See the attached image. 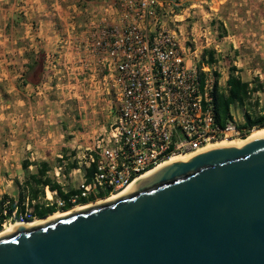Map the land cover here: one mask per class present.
Instances as JSON below:
<instances>
[{
	"label": "water",
	"instance_id": "1",
	"mask_svg": "<svg viewBox=\"0 0 264 264\" xmlns=\"http://www.w3.org/2000/svg\"><path fill=\"white\" fill-rule=\"evenodd\" d=\"M0 264H264V137L136 178L113 198L0 233Z\"/></svg>",
	"mask_w": 264,
	"mask_h": 264
},
{
	"label": "built area",
	"instance_id": "2",
	"mask_svg": "<svg viewBox=\"0 0 264 264\" xmlns=\"http://www.w3.org/2000/svg\"><path fill=\"white\" fill-rule=\"evenodd\" d=\"M118 7L119 26L92 19L82 42L101 66L92 85L103 101L114 96L116 117L103 133L92 136L82 156L77 155L82 180L69 199L73 207L80 198L94 204L122 191L173 156L219 140L243 139L251 132L233 116L223 127L215 123L212 93L218 61L210 63L203 55L205 47L181 41L176 27L159 23L156 13L164 7L177 23L180 1L122 0ZM151 21L155 28L149 32ZM58 59L57 53L46 55L45 69L52 72ZM222 88L226 92V86ZM92 164L87 180L85 171ZM64 167H54L56 181ZM44 204L55 205L58 212L65 202L46 188ZM30 214L26 210L17 222H29Z\"/></svg>",
	"mask_w": 264,
	"mask_h": 264
},
{
	"label": "crops",
	"instance_id": "3",
	"mask_svg": "<svg viewBox=\"0 0 264 264\" xmlns=\"http://www.w3.org/2000/svg\"><path fill=\"white\" fill-rule=\"evenodd\" d=\"M18 1L20 0H0V44L9 43L10 46L15 48L22 47L20 41L23 40L21 34L24 32L25 47L30 48L29 51L34 54L42 53L44 58L48 54L57 53L59 59L56 62L57 67L52 71V76H56L61 81L59 85L55 86L61 89V93H58L57 96L58 99L65 94L63 91L68 87H77L78 79L92 81L101 74V66L97 61V57L89 55L84 50L82 42L89 31V23L92 19H105L107 24L120 25L118 6L122 0H21L26 3L25 10H32V12L25 13V15L29 14L28 16L33 18L32 22L28 20L24 23L13 20V16L16 14L15 6ZM178 1H180V7L177 9V16L175 17L177 23H172L173 18L169 16V10L166 7L157 10L159 23L167 28L176 27L181 41L191 40L196 46L205 47L206 49L203 52L211 53L213 59L217 60L219 64H222V60L231 58L233 60L232 65L229 66L226 77L223 78L225 68L221 69L219 67L218 69L219 85L221 87L226 86V81L230 75V67L234 68L233 75L236 78L248 84L249 89L256 88V91L250 93L248 102H252L250 105L260 110L264 105V75L241 68L242 63L246 60L241 59L240 48L255 47L261 43L252 31L264 28V0H249V5L252 7L247 5V0H241V3L234 4L237 9L235 8L230 14L226 12V6L231 3V0ZM253 1L261 3L260 8H258V5L254 6ZM245 14L247 15L246 18L243 17ZM8 16L11 17L10 22H4ZM154 28L155 24L151 21L147 25V29L152 32ZM7 30L10 31V34L2 35V32H7ZM37 48L38 50H36ZM21 62L23 69L20 71L22 73L19 74L16 69L13 72L10 71L9 75L13 76L14 79L19 77L20 81H23L24 75L28 73V65L33 61L26 58ZM42 68L45 69L43 66ZM222 80L223 83L220 82ZM40 84L41 82L37 85H24L25 91L29 92L26 100V119L24 122L22 121L23 123L20 126H18L19 121L17 120V128L13 132H16V134L18 132L20 135L22 131L19 132V129H23L26 137H14L12 139V144L16 146L15 149L5 150L0 145V173L9 171L10 168L15 166V164L10 165L9 161L19 154L20 149H17V147L22 145L21 151H28L29 145L27 143L31 142L40 127L44 131L41 141L39 140L44 147L42 153L45 154V157L42 158V161L50 165L51 171L55 166L45 159L66 157L70 154H74L73 158L77 157V151L83 149V143L77 146V139H87L88 141L94 135V132H79L77 128L67 132L66 125L62 124L66 113L64 106H60V102L59 104L55 103L50 98L52 87L46 88L44 94L38 92ZM30 99L39 102L36 103V106L35 103L34 106L29 105ZM237 107H240L237 103L229 107L230 117L233 116L234 119L233 110ZM241 110L245 112L246 108H241ZM69 126L72 127V125ZM65 134L71 135L68 143L65 141ZM23 140L25 144H22ZM66 143L68 149H70L68 152L66 148H59L58 151L54 150L55 145L60 147L65 146ZM29 154L32 156L31 158L25 156L15 166L16 173H18L17 169L27 173L21 166L24 160L29 163L28 172L35 173L36 164L40 161L35 162L33 160V155H37V152L31 151ZM65 168L66 165L64 170ZM75 172H77V167L68 174H74ZM12 182L13 180L6 181L7 186ZM57 182L60 183V181ZM16 185L20 189L23 184ZM60 185L65 192L66 190L62 184ZM47 191L51 193L48 189ZM0 195H7L16 200L4 190L0 191Z\"/></svg>",
	"mask_w": 264,
	"mask_h": 264
},
{
	"label": "rangeland",
	"instance_id": "4",
	"mask_svg": "<svg viewBox=\"0 0 264 264\" xmlns=\"http://www.w3.org/2000/svg\"><path fill=\"white\" fill-rule=\"evenodd\" d=\"M33 1V0H31ZM247 5L249 7H252L249 5V0L246 1ZM241 3V0H231V3L227 4L226 6V12L230 14L231 11H233L236 7L234 4ZM254 6L258 5V8H260L261 3H257L256 1H253ZM26 3L24 1H18L16 3V14L13 16V20H17L20 23H24L26 21L32 22L33 18L25 15V13L32 12V10H25ZM238 6V5H237ZM23 7V8H22ZM244 7V6H241ZM237 9V8H236ZM241 12H243L242 9H240ZM247 15L245 14V16ZM10 16L6 17V21L4 22H10ZM5 20V19H4ZM31 25V24H30ZM260 27V25H258ZM255 36L259 39V43L255 47H245L240 48L241 51V59H245L246 61L242 63V69H245L247 71L251 70L254 72H257V74L264 75V28L258 29L256 31H252ZM10 31L7 30V32H2V35H9ZM23 37V40L20 41L22 47H13L10 46L9 43L0 44V145L5 150H11L15 149L16 146L12 144V139L14 137L19 138H25L26 135L24 134L23 129H19V132L22 131V133L19 135L18 132H13L15 128H17V120L19 121L18 126H20L26 119V110H27V103L26 100L28 99L27 94L29 92H26L24 89L23 81H20V78L14 79L13 76L9 75L10 71H14L17 69V72L20 74V70L23 69V65L21 60L23 59H31L36 60L39 52L37 54H34L33 52L29 51L30 48L25 47L26 39H24V32L21 34ZM28 50V51H27ZM38 50V48L36 49ZM11 60V61H10ZM222 64H219V67L221 69L225 68L223 70V78L226 77L228 73L229 66L232 65V59L227 58L222 60ZM45 58L43 57L42 60V66L45 67ZM57 67V66H56ZM231 68V67H230ZM43 76L41 79V84L39 85L38 92L41 94H44L46 88H51V99L58 103L60 102V106H64L65 108V119L62 124L66 125V131L69 132L75 128H77V131L87 133V132H94L93 134H100L103 133L108 126L115 120L116 117V101L114 96L111 97H105L106 100H102V97L99 95V93L96 91L95 87L92 85V82L88 79L77 80V87L70 86L65 91H63L65 94L60 95V99H58V93H61V89L55 87L57 84L61 83V81L58 80L56 76H52V72L47 71L46 69L42 68ZM222 71V70H221ZM22 73V72H21ZM13 74V73H12ZM16 75V74H13ZM223 83V80L220 81ZM15 88V89H14ZM31 89V88H30ZM35 91V92H37ZM40 97V96H39ZM262 98V97H261ZM30 99L28 104L36 106V103L39 101ZM252 103V102H250ZM33 105V106H34ZM233 114L235 119L239 123L244 122V112L241 110L240 107H237L235 110H233ZM28 115V114H27ZM23 121V122H22ZM35 123V121H34ZM69 125H72L69 126ZM19 128V127H18ZM262 129V128H260ZM257 130V129H255ZM44 131L39 128V131L34 135V138L31 139L30 143H27L29 145L28 151H21L22 145L17 147L19 150V154L14 156L11 161H9V164H15L18 165L21 161V158L28 156L31 158L32 156L29 154L31 151L37 152V155H33L34 161H42L45 157V154L42 152L44 151L43 145L39 142L41 141V137L43 136ZM91 135V133H89ZM21 136V137H20ZM23 136V137H22ZM71 138V135L65 134V141L68 143L69 139ZM29 142V141H28ZM65 144V146H58L55 145L54 150L58 151L59 148H66L67 152L70 150L68 149V144ZM83 143V148L88 146L89 140L87 139H77V146ZM22 144H25L24 140L22 141ZM84 153L83 149H80L77 151V154L79 156H82ZM47 155V154H46ZM38 156V157H37ZM74 154H70L68 156H63L60 158L52 157L51 159H45L52 163L53 166H57L58 164L62 163L64 165H67L73 161L77 163V157H74ZM15 166L10 168L9 171H3L0 173V191H5L10 194V196H13L17 199V192L20 191L19 187H17L16 184L22 185L27 173L17 169L15 170ZM64 171V169H63ZM64 177L59 178L58 181H60V184H62L63 188L65 190L67 189H77L79 186L81 180H82V174L75 172L74 174H68L63 173ZM50 175L55 179L54 176V170L50 172ZM13 182L7 186L6 181ZM17 193V194H16ZM103 193V192H102ZM103 195V194H102ZM62 212V211H58ZM34 220V219H33ZM16 223V222H14ZM13 222H5L3 225H10L14 224ZM2 226V227H4ZM3 229V228H2Z\"/></svg>",
	"mask_w": 264,
	"mask_h": 264
},
{
	"label": "trees",
	"instance_id": "5",
	"mask_svg": "<svg viewBox=\"0 0 264 264\" xmlns=\"http://www.w3.org/2000/svg\"><path fill=\"white\" fill-rule=\"evenodd\" d=\"M90 1V0H85ZM204 56L208 57L210 63L214 62L213 56L209 52H203ZM42 60L43 54L39 53L36 60L28 65V73L23 77V84L37 85L43 76L42 72ZM234 68H230V75L226 81V92L222 87L218 86V74H215L217 79L213 88V113L215 123L219 127H223L224 124L230 119L229 107L237 103L241 108H246L244 112V123L242 128L251 131L255 129L264 128V105L260 110L250 105L248 102L249 95L252 91H256V88L249 89L248 84L241 82L240 79L233 75ZM250 133V132H249ZM248 133V134H249ZM247 134V135H248ZM22 168L27 172L26 180L20 187L18 197L16 200L7 196L0 195V231L5 222H17L19 218L26 210L31 211V217L33 219H43L57 212L55 205L45 206V189L50 192H56L57 197L64 200L65 205L61 211H68L73 206L69 202V199L77 194V190H62L59 182L54 180L50 175L51 167L47 162L40 161L36 164L35 173L28 172L29 163L24 160L21 163ZM75 161L66 165L64 173H69L72 169L76 168ZM94 171V165L92 164L85 171L86 179L88 180ZM99 197L103 198V195ZM89 201L80 198L77 202L79 205H85ZM29 219L28 221H32Z\"/></svg>",
	"mask_w": 264,
	"mask_h": 264
},
{
	"label": "bare ground",
	"instance_id": "6",
	"mask_svg": "<svg viewBox=\"0 0 264 264\" xmlns=\"http://www.w3.org/2000/svg\"><path fill=\"white\" fill-rule=\"evenodd\" d=\"M260 137H264V128L262 129H257V130H251V132L243 139H231V140H219V141H216V142H212V143H209L208 145H206L205 147H203L202 149L196 151V152H193V153H189V154H181V155H176V156H173L171 157L170 159H168L167 161H165L164 163L160 164L159 166L165 164V163H168L172 160H175V159H181V160H186L188 158H191L199 153H202L206 150H209L211 148H215V147H221V146H232V147H241L243 146L244 144H246L247 142L251 141V140H254V139H257V138H260ZM157 166V167H159ZM156 167V168H157ZM154 168V169H156ZM152 169V170H154ZM152 170L148 171L147 173L151 172ZM145 173V174H147ZM144 174V175H145ZM143 176V175H142ZM129 187V185L123 189L122 191L116 193V194H113L111 196H109L108 198L104 199V200H107V199H110V198H113L114 196L118 195L119 193L123 192L124 190H126L127 188ZM50 196V195H48ZM104 200H100L98 201L97 203L99 202H102ZM95 204V203H94ZM88 205H92V204H85V205H79V206H75L73 208H71L70 210L68 211H63V212H56L54 213L53 215H50L46 218H43V219H34L32 221H29V222H25L26 224H29V223H36V222H40V221H43L45 219H48V218H51V217H54V216H58V215H61V214H64V213H67V212H70V211H73V210H76V209H79V208H82V207H85V206H88ZM19 222H16L14 224H10V225H6L3 227V229L0 231V233L4 232V231H7L9 229H11L15 224H18Z\"/></svg>",
	"mask_w": 264,
	"mask_h": 264
}]
</instances>
